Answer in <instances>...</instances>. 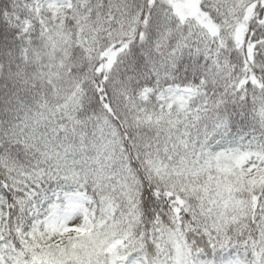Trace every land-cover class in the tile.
<instances>
[{
	"label": "snow or ice",
	"instance_id": "1",
	"mask_svg": "<svg viewBox=\"0 0 264 264\" xmlns=\"http://www.w3.org/2000/svg\"><path fill=\"white\" fill-rule=\"evenodd\" d=\"M0 264H264V0H0Z\"/></svg>",
	"mask_w": 264,
	"mask_h": 264
}]
</instances>
